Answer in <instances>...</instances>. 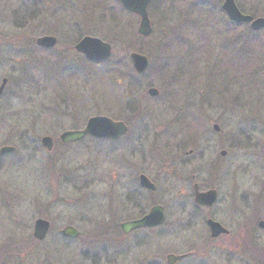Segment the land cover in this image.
I'll use <instances>...</instances> for the list:
<instances>
[{
    "label": "rangeland",
    "instance_id": "1",
    "mask_svg": "<svg viewBox=\"0 0 264 264\" xmlns=\"http://www.w3.org/2000/svg\"><path fill=\"white\" fill-rule=\"evenodd\" d=\"M221 2L150 0L147 14L153 31L141 38L136 33L138 16L124 11L116 0H0V83L7 80L0 96V148H14L12 154L0 156V264H130L126 248L131 236L119 230V225L130 219L129 204L124 192L112 182L111 156L104 153L100 159L96 154L100 146L89 141L64 146L58 140L62 132L81 128L90 117L130 115L114 105L121 89L123 104L140 100L134 105L148 112V130L143 131L147 151L132 163L144 158L152 177L161 172L166 179L161 188L168 189L167 198L182 188L173 185L171 175L187 178L195 174L201 190H217L213 214L226 228L231 227L232 233L242 221L261 215L264 31L252 33L246 28L241 36L231 33L220 10ZM235 3L245 14L264 18V0ZM41 36L54 37L56 47L50 51L37 48L35 40ZM84 36L108 44L109 59L89 64L79 56L73 46ZM206 49L215 52V62L221 61L214 64L207 80L200 78L194 86L189 79L175 83L170 74L179 68L177 62H170ZM132 53L145 56L149 62L141 76L132 70ZM219 53L225 59H218ZM164 64H169L168 69ZM149 88L160 94L174 90L180 106L176 108L174 103L169 109L172 112L166 114L161 100L147 95ZM201 89H212V99L224 102L220 104L225 111L222 113L220 107L212 122L203 123L206 141L195 147L177 145L178 131L187 136V130L198 132L196 125L181 120L192 112L193 100L206 98L199 97ZM138 115L127 120L132 131ZM214 124L217 132L212 129ZM163 133L170 137L166 139ZM42 137L55 142L51 151L40 146ZM193 148L201 160L184 156ZM221 150L226 151L224 158L219 155ZM99 169L108 180L104 184L95 180ZM115 188L116 196L112 195ZM183 188L184 195L192 194L190 186ZM247 189L250 192L246 196ZM39 218L50 223V231L37 242L32 232ZM174 220L167 218L166 223ZM201 220L188 229H178L182 244L207 242ZM66 226L77 229L78 238H63L60 231ZM173 236L170 231L168 239ZM150 239L158 249L159 239ZM156 249L148 251L146 259L153 255L163 262L164 254L159 252L169 250ZM143 250L138 249L135 258Z\"/></svg>",
    "mask_w": 264,
    "mask_h": 264
},
{
    "label": "flooded vegetation",
    "instance_id": "2",
    "mask_svg": "<svg viewBox=\"0 0 264 264\" xmlns=\"http://www.w3.org/2000/svg\"><path fill=\"white\" fill-rule=\"evenodd\" d=\"M237 9L241 14L246 15L244 12L241 11V9L238 6ZM226 24L228 30L231 33L234 34L238 33L239 36H241V34L246 31V28L248 26L247 24L233 23L227 18H226ZM56 45L57 43L54 45V47L51 50H53L56 47ZM233 46L235 47V45ZM74 47L75 45L73 46V50ZM239 50H241V46ZM190 53H191L190 57H187L185 59L181 58V60L170 62L171 64L177 62L175 65L177 68H179L178 72L174 70L170 74L173 75L174 79H172L173 77L171 79L175 83L176 81H181V80L184 81L186 79H189L190 83H192L194 86V82L196 80L197 81L200 80V78L201 79L204 78L205 80H207L206 78H208L211 71L214 72L213 71V68L215 66L214 64L215 63L219 64L220 61L218 60L215 62L214 58H216V56H214L215 54L214 51L194 50L193 52ZM77 54L81 56V54L79 53ZM222 55H223L222 53H219V55H217V58L218 59L224 58L222 57ZM182 60H188V61H182ZM225 62L226 64H228L227 61ZM168 65L169 64H164L163 67H165V69H168ZM165 75L168 76V72H166ZM128 85L133 86V84H128ZM199 86H202V83ZM192 88L195 90L198 89V88L196 89V87H192ZM149 89H147V95ZM129 90H134V89L130 88ZM120 91L121 93L119 94V97H114V101H115L114 105L118 110L121 108L124 111L127 110V112H130V115L125 117L122 116L120 113H118L117 116L113 118L104 115L94 116V117H104L109 119L111 122L115 124H120L121 127L124 129V132H122L115 138H93L90 136H84L78 141L69 142L62 145L72 146V145H77L83 141L84 142L89 141L95 144L97 148L98 146H100V149L96 151V154L100 156V159L104 157V153L111 156L112 182H114V186H116L117 188L121 189L122 192H124V197L126 196L127 204H129L128 213L130 219L128 221L121 223L119 225V230L121 234H123L124 236H128V237L131 236V241L129 242L128 247L126 248L129 253V257L127 259H129L128 261L130 262V264H161V263L164 264H264V239L262 240L261 238L262 232L264 231V211L263 212L261 211L262 213L260 212L261 213V215L259 214L260 216L259 215L254 217L251 216L250 217L251 220L242 221L240 223V226L234 229L236 230L235 233H232L231 232L232 228L231 227L226 228L224 223L220 220L218 221L217 217H215L213 214V208L218 203L217 190L214 188H205L204 190H201L200 184L197 181L198 178L195 176V174H192L187 178L186 177L180 178L179 176L174 174L171 175L170 181L174 182L173 185H180L182 186V188L177 192V194L173 198L171 197L167 198L166 191H168V189L166 190V188L165 189L161 188L163 187L161 183L162 182L164 183L166 181V179L163 178L162 173L160 172V174H158L157 176L154 175L152 177L148 167L143 162L144 158L141 159V162L136 161L135 165L132 163L133 159L142 156L147 151L146 142H148V139L147 140L143 139L145 136H147V134L145 135L143 134V131L144 129L148 130V125L145 120L147 118L146 116L148 115V112L145 114L144 113L145 110H143L141 107L139 109L138 105L136 106L134 105L135 101L139 102L140 100L134 101L130 99L132 101L127 102V104L126 103L123 104L124 102L122 100L123 90L121 89ZM187 94H190V92H188ZM213 94L214 92L212 89L211 90L209 89V91L206 89L200 90V93H198L199 97L205 96L206 98L201 100L197 98V100H193L194 102H193L192 112L189 114H185V119L181 120V122H183V120L185 121L188 120L187 123H191L192 127L196 125L198 132L194 133L191 130H187L190 131V133H188V136L184 135V132L183 133H180L179 131L178 133L176 132L177 135L180 138H182L180 139L178 137L176 139L177 145L180 144L181 146L182 144L185 143L189 146L195 147L198 143L207 140L206 132L203 130L205 124L203 125V123L212 122L215 112L219 110L220 107H222V113L225 111L223 106H221L222 104H220L224 102H217L213 100L212 99ZM175 96H176V92L174 90L172 91L168 89V90H164L161 94L158 92L157 96L155 97H149V98H151L152 100L160 99L162 105L165 106L167 109V111H165L166 114H168L172 112V111L170 112L169 109L172 107V105L174 107V103H176L175 105L176 108L180 106L179 104H177V101L175 100ZM128 97L130 96L128 95ZM120 104L125 107L119 106ZM175 111L176 110L174 109V112ZM180 114L181 113H179V115ZM136 115L138 116L137 119L134 121H136L137 124L135 127H133L134 129L132 131L128 121H131L132 118ZM179 115L177 117H179ZM90 118H88L85 121L84 125L81 128H74L73 130L65 131V132L82 131L87 121ZM171 118L173 119L172 116ZM200 123L202 124L201 127L199 125ZM144 125L146 126L144 127ZM214 126L217 125L214 124L212 126L213 130H214ZM163 134H164L163 136L166 139L167 137L168 138L170 137L168 133H166V135L165 133ZM60 135L58 137L59 141H60ZM54 143L55 142L52 140V146L55 145ZM164 144H166V141L163 143V145ZM104 147H107V151L104 150ZM219 155L220 157L224 158L226 156V151L221 150L219 152ZM184 156L186 158L201 160V155L197 153L195 148L184 153ZM102 171H103L102 169L97 170L96 178H95L96 182L100 184H104L105 182L108 181L107 179L104 178V174ZM186 186L188 187L190 186L192 191V194L188 196L184 195L183 187ZM208 191L215 192L214 202L211 205L198 204L195 201L196 192L205 193ZM116 192L117 189L116 188L113 189L112 195L116 196L115 195ZM249 192L250 191L247 189L244 195L247 196ZM261 195L263 197V194ZM106 199L107 201H110L108 200L109 199L108 196L106 197ZM111 199L115 200L116 198L112 196ZM154 208H159L162 214V221L158 225L152 227H137L131 229L127 233L123 232L121 228L122 224L141 221L143 218L149 215L151 210ZM172 217L175 220L167 224L166 223L167 218L168 219L170 218L171 220ZM198 219H202L201 223L203 224L204 234L205 233L207 234V242L200 245L192 243L189 246L188 244H182L181 243L182 237H180L182 235L178 232V229L180 227L188 229L190 226L196 224V221ZM209 221L219 224L220 227L225 231V233H221L215 237H212L210 233V227L208 226ZM48 224L50 231V223L48 222ZM164 225L165 227H163ZM66 227H71L74 230H76L79 236L80 233L77 229H75L72 226H66ZM190 230H194V229L191 228ZM200 230L202 231V229ZM157 231L160 232L157 233ZM170 231L174 232V236L171 239L170 238L168 239V235ZM196 233L199 235V232ZM152 236H154V238H158L160 241L159 243L160 247L158 249H156L155 245H153L154 243H149V240L152 241L150 239ZM140 248L141 249L144 248V250L142 251V253L141 252L138 253L137 257L135 258V252L138 251V249ZM161 248L162 250H169L165 252L164 251L159 252L160 256H163L164 254L163 262H162V258L156 259L154 258L155 256L153 255L150 256V258L146 259V257L148 256L146 255L148 251L156 249V252H158L161 251ZM170 256L174 258L169 261L168 257Z\"/></svg>",
    "mask_w": 264,
    "mask_h": 264
},
{
    "label": "water",
    "instance_id": "3",
    "mask_svg": "<svg viewBox=\"0 0 264 264\" xmlns=\"http://www.w3.org/2000/svg\"><path fill=\"white\" fill-rule=\"evenodd\" d=\"M122 8L126 11L133 12L139 17V23L137 27V34L142 37H147L151 33V27L147 16V7L149 0H117ZM222 11L226 14L229 20L235 23H249L252 31H259L264 28V18H257L252 20L251 17L242 15L235 6L234 0H223L221 5ZM56 39L50 36H44L36 39L35 44L39 47L51 49L54 47ZM74 49L83 54L88 61L97 62L104 61L109 58L111 50L110 46L101 42L98 39L91 37L82 38L74 47ZM130 59L132 66L137 74L143 73L147 68V60L144 56L138 54H131ZM6 85V80L3 79L0 84V95ZM148 94L151 97L157 95V91L150 89ZM217 126H214V130L217 131ZM124 132V129L120 124H115L109 119L104 117H94L87 121L84 129L78 132H65L60 136L63 143L73 142L81 139L84 136H91L96 138H115L119 134ZM41 145L46 148L47 151L52 149V141L49 137L41 139ZM12 147H1L0 155H6L13 152ZM223 154V153H222ZM150 187V186H149ZM196 189V187H195ZM215 200V192L208 191L205 193L195 194V201L198 204L211 205ZM162 221V214L159 208L151 210L149 215L143 218L141 221L125 223L121 225L124 233H127L131 229L137 227H152L158 225ZM210 233L212 237H215L225 231L219 224L209 221ZM49 224L48 222L38 219L34 223L33 238L37 241H42L47 232ZM60 234L63 237L75 238L78 236L76 230L71 227L64 228ZM174 257H168L170 261Z\"/></svg>",
    "mask_w": 264,
    "mask_h": 264
},
{
    "label": "trees",
    "instance_id": "4",
    "mask_svg": "<svg viewBox=\"0 0 264 264\" xmlns=\"http://www.w3.org/2000/svg\"><path fill=\"white\" fill-rule=\"evenodd\" d=\"M216 33H218V32H216Z\"/></svg>",
    "mask_w": 264,
    "mask_h": 264
}]
</instances>
